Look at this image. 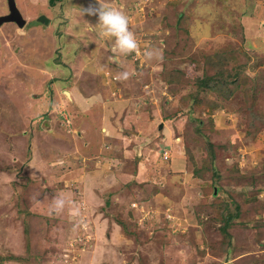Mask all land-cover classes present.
<instances>
[{
	"label": "rangeland",
	"instance_id": "rangeland-1",
	"mask_svg": "<svg viewBox=\"0 0 264 264\" xmlns=\"http://www.w3.org/2000/svg\"><path fill=\"white\" fill-rule=\"evenodd\" d=\"M11 1L27 22L0 25V264H264V0H103L138 40L120 63L89 31L95 0H0V17ZM202 68H227L225 97L196 95Z\"/></svg>",
	"mask_w": 264,
	"mask_h": 264
},
{
	"label": "clouds",
	"instance_id": "clouds-1",
	"mask_svg": "<svg viewBox=\"0 0 264 264\" xmlns=\"http://www.w3.org/2000/svg\"><path fill=\"white\" fill-rule=\"evenodd\" d=\"M83 15H96L98 22L90 23L89 31H95L98 26L100 29L99 35H102L111 40L112 59L115 63H120L122 55H128L138 50L139 44L134 32L130 28V22L127 14L119 8L110 6L103 0H95L94 4L82 9ZM145 57L152 59L158 53L154 50H148L144 53ZM130 73L123 71L118 75L119 79H127ZM66 205L64 196L53 197L52 206L49 209L50 214H59L63 211ZM67 261V260H66Z\"/></svg>",
	"mask_w": 264,
	"mask_h": 264
},
{
	"label": "trees",
	"instance_id": "trees-1",
	"mask_svg": "<svg viewBox=\"0 0 264 264\" xmlns=\"http://www.w3.org/2000/svg\"><path fill=\"white\" fill-rule=\"evenodd\" d=\"M192 62L194 63V60ZM202 71L203 72L201 74H192L190 76L191 78H194L193 82L196 84V89H195L196 95L201 94V92H203V90H218V92L222 93L224 95V97H225V93H224L225 87L227 85H231V82L225 76V72L227 71V68L225 70L220 69L219 71L212 70V72H210V69L208 70L206 68L205 69L202 68ZM231 94H232V91L230 90L229 93L226 94V98H228L229 95H231ZM253 101L254 100L245 102L244 105L249 108V113H251V115L253 116V117L252 116L251 117L255 118V121H258L259 112H258V109H256V108L254 109L255 103H253ZM245 106H244V108H245ZM225 175L227 176L228 174L226 173ZM231 176H232V174H231ZM200 177H202V176H200ZM221 177H223V176H221ZM240 177H241L240 179H244V180H245V178L248 179L247 175H243V176H240ZM233 178H237V176H234ZM254 179H255L254 177H250L248 179V182L249 181L253 182ZM224 182H230V179H226ZM245 199H247V198H245ZM232 201L235 202L237 207H240V203L238 201H236L235 199H233ZM108 203L109 202H107V204ZM237 215L238 216L240 215L239 211H237ZM237 215L233 214V216H237ZM231 218H232V216H230L229 219H231ZM120 222H121V224L124 226V228L126 230L127 229V224L124 221H122V220H120ZM226 223L227 224L224 225L225 227L223 229H226L228 226L232 225L233 222L229 223L227 221ZM25 226H26V232H27V235H28L27 239H25V245L27 246L26 247V254L28 255L30 253V251H31V247H32L31 242H32V240H31V232L28 231V224L26 223ZM13 254H14L13 255L14 257L11 258V259H13L15 261L16 260H24L25 259V257H20L21 255H18L16 253H13ZM33 257H36V255L33 256ZM26 258H27V256H26Z\"/></svg>",
	"mask_w": 264,
	"mask_h": 264
},
{
	"label": "crops",
	"instance_id": "crops-1",
	"mask_svg": "<svg viewBox=\"0 0 264 264\" xmlns=\"http://www.w3.org/2000/svg\"><path fill=\"white\" fill-rule=\"evenodd\" d=\"M7 22H9V21H7ZM7 22H2V23H0V25H3V24H5V23H7ZM18 25V24H17ZM19 26V25H18ZM20 27V26H19ZM24 27V26H23ZM92 86H94V85H92ZM92 86H85V87H82V88H79L81 91H78V93H80L81 94V96H82V98H81V102H79V100H78V98H77V96H76V99H77V102L78 103H80V106H79V108L77 109V112H78V114L81 116V123H80V126H79V128H80V130H81V133H82V131H83V133L84 132H86V130H85V124L88 122V120H87V118H86V114H87V112L89 111V110H91L92 108H94V103H96L97 101L96 100H94L95 99V95H97V94H99L98 92H95L96 91V89L94 88V87H92ZM88 87H90L89 89H87ZM94 90V91H93ZM76 95H78V94H76ZM79 96V95H78ZM80 97V96H79ZM92 97V98H91ZM86 98H89V99H92V102L91 103H89V101L88 100H86ZM91 101V100H90ZM97 104V103H96ZM121 104L124 106L125 104H126V102H124V101H121ZM113 108L115 109V108H118V104H116V105H114L113 106ZM105 110H107V106L104 108ZM111 112H112V110H111ZM161 126H162V124H161ZM138 128V129H137ZM136 129V131H135V133H137V131H141V129H142V131H144L145 129L144 128H140V126H138ZM103 129V128H102ZM143 132H140L139 133V135L140 134H142ZM84 135H86L85 133H84ZM137 136V135H136ZM106 136H105V134H103V137H102V139L103 138H105ZM142 137V136H141ZM108 149H110V148H108ZM181 164V165H180ZM183 164L180 162V160H178V161H174L173 163H171V164H169V165H165L164 164V166L169 170H172L173 171V173L176 175V174H178V173H181L182 171H183V169H184V167H181ZM167 170V171H168ZM164 171H166V169L164 170ZM163 171V172H164ZM187 171H188V169H187ZM162 172V173H163ZM178 172V173H177ZM164 182H166V180L164 179ZM164 199V198H163ZM162 199V200H163ZM179 199V198H178ZM180 200V199H179Z\"/></svg>",
	"mask_w": 264,
	"mask_h": 264
},
{
	"label": "water",
	"instance_id": "water-1",
	"mask_svg": "<svg viewBox=\"0 0 264 264\" xmlns=\"http://www.w3.org/2000/svg\"><path fill=\"white\" fill-rule=\"evenodd\" d=\"M53 2H54V0H51V3H53ZM6 20L15 21L16 23H18V25L20 27H23L26 23V19L23 18V16L19 13L18 9L16 8L14 1H11V3H10V13L0 17V23L4 22ZM37 20L42 22V23H48L49 22V18L45 14H41L40 16H38Z\"/></svg>",
	"mask_w": 264,
	"mask_h": 264
},
{
	"label": "flooded vegetation",
	"instance_id": "flooded-vegetation-1",
	"mask_svg": "<svg viewBox=\"0 0 264 264\" xmlns=\"http://www.w3.org/2000/svg\"><path fill=\"white\" fill-rule=\"evenodd\" d=\"M45 15H46V14H45ZM46 16H47V15H46ZM47 17H48V16H47ZM37 18H38V17H36V21H38ZM48 18H49V17H48ZM34 21H35V19L32 20V22H34ZM26 22H27V21H26ZM39 22H40V21H39ZM38 24H39V23H38Z\"/></svg>",
	"mask_w": 264,
	"mask_h": 264
},
{
	"label": "built area",
	"instance_id": "built-area-1",
	"mask_svg": "<svg viewBox=\"0 0 264 264\" xmlns=\"http://www.w3.org/2000/svg\"><path fill=\"white\" fill-rule=\"evenodd\" d=\"M115 78H117L116 76H114Z\"/></svg>",
	"mask_w": 264,
	"mask_h": 264
}]
</instances>
